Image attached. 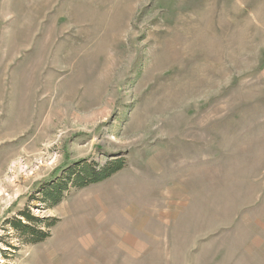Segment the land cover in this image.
Here are the masks:
<instances>
[{"label": "rangeland", "instance_id": "374dc122", "mask_svg": "<svg viewBox=\"0 0 264 264\" xmlns=\"http://www.w3.org/2000/svg\"><path fill=\"white\" fill-rule=\"evenodd\" d=\"M0 264H264V0H0Z\"/></svg>", "mask_w": 264, "mask_h": 264}, {"label": "trees", "instance_id": "16d2710c", "mask_svg": "<svg viewBox=\"0 0 264 264\" xmlns=\"http://www.w3.org/2000/svg\"><path fill=\"white\" fill-rule=\"evenodd\" d=\"M125 162L124 157L108 161L105 164H100L96 160H89V158H80L72 164H66L57 171H61L59 176L55 175L43 181L38 191L41 195L40 199L48 206L57 205L71 187L82 188L92 183L104 181L121 170L125 166ZM21 215L26 217L28 221V223L23 222V218H20L14 222L15 228L22 230L21 236L26 234L37 235L38 238L34 239L33 242L42 241L49 236V232L43 231L38 225L39 221L42 222L41 218L29 210L21 211Z\"/></svg>", "mask_w": 264, "mask_h": 264}]
</instances>
